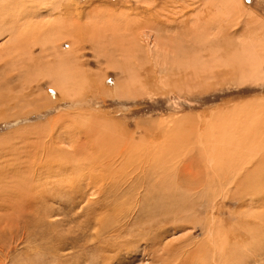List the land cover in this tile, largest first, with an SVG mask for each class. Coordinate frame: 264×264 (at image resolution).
Returning a JSON list of instances; mask_svg holds the SVG:
<instances>
[{"label": "rangeland", "instance_id": "1", "mask_svg": "<svg viewBox=\"0 0 264 264\" xmlns=\"http://www.w3.org/2000/svg\"><path fill=\"white\" fill-rule=\"evenodd\" d=\"M95 121L117 127L103 133L112 141L136 137L137 172L113 174L112 149H78L81 171L36 177L26 205L18 171L73 152L80 132L102 139ZM200 137L236 148L228 186L206 178ZM152 142L169 145L172 177L184 159L200 163V186L152 173L146 158L164 157ZM0 182L11 195L0 200V264H179L191 247L196 264H217L197 228L212 215L244 236L220 264H264V0H0ZM164 188L171 207L152 198ZM137 201L138 228L159 222L158 241L152 253L136 243L116 254L107 231Z\"/></svg>", "mask_w": 264, "mask_h": 264}, {"label": "bare ground", "instance_id": "2", "mask_svg": "<svg viewBox=\"0 0 264 264\" xmlns=\"http://www.w3.org/2000/svg\"><path fill=\"white\" fill-rule=\"evenodd\" d=\"M31 19V18H30ZM90 122V121H89ZM94 123H96L97 125H98V127H96V129L95 130H97V132H100L101 133V135L103 136V138L101 139V138H97V140L95 139L94 141H90V139L88 138V133L87 132H80L81 134H80V139L79 140H77V143H76V147L77 148H75V150L72 152V151H69L68 150V152L67 151H65V150H63V149H58V150H62V153L63 154H59V156L58 157H61L64 161L63 162H61L60 160H58L54 155H55V153L54 154H52V156H53V158L52 157H49L48 158V160H47V158L45 159H43V157L41 158V157H36L35 159H30V163H29V165L27 166V168L25 169V170H23L22 171V169L20 170V172L18 171V173H19V177L21 178V179H23V184L22 183H20V184H22V187H24V189H23V191L22 192H19L18 193V195L17 196H19V198H23V197H21L22 195H21V193H23V192H28V197H24V200H25V203L27 202L28 203V201L30 200V199H32L31 197L33 196L32 195V193H30V192H32V184L34 183V186H39L40 187V180L39 181H35V179H36V177L37 178H40V176L42 177V175L43 174H46V175H54L55 173H57V172H61V171H63V172H65L66 171V169L67 168H69V167H71V169L72 168H75V170L76 169H82L81 168V165L80 164H78V165H75L73 162H77L76 161V157H77V155L76 154H78V149H87V148H89V149H92V150H94V148H96V150H99V151H101L102 152V150L103 151H105V149L106 150H111L112 151V153H113V156L112 155H110V156H112V157H110V158H108V161L109 162H111V165H115V171H114V173L113 174H115V175H121V174H127L128 172H130V171H133L134 173H136L137 172V169H138V161H137V159H138V142H136V141H134V139H136V137L134 136V138L133 137H129L128 139H125V138H122V137H120V139L121 140H117V141H112V140H110V139H107V137H108V135H104L103 133H109V134H112L113 132H115V130H116V128L114 127V126H110V123L109 124H106V123H103V122H97V121H95ZM93 123V124H94ZM96 126V125H95ZM79 129V128H78ZM248 132V131H247ZM246 132V133H247ZM117 133V132H116ZM121 134H122V132H120ZM210 133V132H209ZM118 134H119V132H118ZM120 134V135H121ZM78 135H79V133H78ZM162 135H164V134H162ZM213 135V134H212ZM121 136H123V135H121ZM153 136V135H152ZM151 136V137H152ZM156 136V135H155ZM161 136V135H160ZM219 136V135H218ZM86 138V140H87V142L86 143H83V142H81L80 140H81V138ZM101 137V136H100ZM126 137V136H125ZM164 137V136H163ZM199 137V136H198ZM220 137V136H219ZM240 137V136H239ZM162 138V137H161ZM99 139V140H98ZM105 139V140H104ZM228 139V138H227ZM249 139V138H248ZM92 140V139H91ZM155 140V139H154ZM165 140L166 139H164V141H163V143L165 142ZM212 140V139H211ZM216 142H219L220 143V141L218 140V139H214ZM218 140V141H217ZM153 141V140H152ZM168 140H166V142H167ZM202 141V139H201V137H200V142ZM229 141V140H228ZM75 142H76V140H75ZM169 142V141H168ZM171 142V141H170ZM148 143V142H147ZM218 143V144H219ZM199 144H201L200 145V147H199V149L201 148V152H204V154H202L203 156V159L201 158V160H200V162L201 163H203L202 164V166L205 168H203L202 167V169H204V172H205V174H206V176L207 175H213V178L214 177H216V178H218V180H215V179H211V181L212 182H214V183H216L217 185H218V187H223V186H225L224 184H223V181H224V183H226L227 184V186L229 185V183H231V182H233L231 179H233L234 178V176L237 174L236 172H235V170L232 168H230V172H228L227 171V174L228 175H226L225 173H224V170H225V165H227V167H228V163L230 162V161H234V158H230L229 157V155L230 156H232L231 154H233V153H235V150H236V148L235 147H233L232 145H229V147H227V148H222L223 147V145L221 144L220 146L218 145L217 146V144L215 143V142H213V144L215 145H213V144H211L210 142H208V143H206V144H204V142L202 143H199ZM225 144V143H224ZM71 145H72V143H71ZM70 145V146H71ZM148 145H150V143L148 144ZM225 145H227V144H225ZM224 145V146H225ZM246 145V144H245ZM73 146H74V144H73ZM73 146L71 147V148H73ZM111 146H113V147H111ZM114 146H115V149H114ZM143 146H147L146 144L144 145L143 144ZM151 146H153L151 149V152L153 153V154H158V152L160 151V150H163V156L164 157H159V158H153V159H151V158H146V160H149L150 161V163H149V165L147 166L148 168H150L149 170H153V171H151L152 173H155V174H157V176L158 175H163V176H161V177H169V178H171L172 176L171 175H173L174 173V171L172 170V168L174 169L175 167V164L172 166V164H171V160L172 159H170V157L168 156V154L166 153L167 151H170V149H169V145L167 144V143H165L164 145H162L163 147H162V149H159V147L157 146V145H153V142H152V145ZM173 146V145H172ZM236 146V145H235ZM51 147V146H50ZM149 147V146H148ZM61 148V147H60ZM143 148V147H142ZM150 148V147H149ZM243 148V147H242ZM51 149V148H50ZM49 149V150H50ZM144 149V148H143ZM238 149V148H237ZM145 150V149H144ZM157 150H159V151H157ZM47 151V150H46ZM86 151V150H85ZM89 151H91V150H89ZM195 151V150H194ZM37 152V151H36ZM54 152V151H53ZM59 152V151H58ZM84 152V151H83ZM96 152V151H95ZM51 153V152H50ZM50 153H45L46 155H48V154H50ZM80 153H82L81 152V150H80ZM88 153V152H87ZM36 154H40V153H36ZM41 154H42V151H41ZM98 153H96V155H97ZM35 155V154H34ZM160 155V154H159ZM171 155V154H170ZM76 156V157H75ZM94 156V155H93ZM150 157H151V155H150ZM229 157V158H228ZM79 158V157H78ZM93 157H92V152H91V156H86L84 159H81V160H84V161H91V159H92ZM135 158V159H134ZM189 158V157H188ZM191 159H184V161H181V166L176 170V172H175V176H173V177H177V179H178V181H177V185H181L180 187H182V186H184L185 185V182L187 183V185H185V186H189V183L190 182H194V183H197L196 181H198V180H192V179H194V177H193V174H195V173H197V174H199L198 172H199V170H198V172L196 171V170H194L197 166H198V168H201V165H200V167H199V164H198V162H197V164H195L196 163V161H195V159L193 160V158L192 157H190ZM60 159V158H59ZM80 159V158H79ZM179 159V158H178ZM141 160V159H140ZM102 161V160H101ZM174 161V160H173ZM179 161V160H178ZM178 161H177V163H178ZM239 161V160H238ZM58 162H60V163H58ZM175 162H176V160H175ZM174 162V163H175ZM180 162V161H179ZM148 163V162H147ZM99 164V163H98ZM159 164H161L162 165V167L160 168L158 165ZM87 165V164H86ZM89 165V164H88ZM91 165V164H90ZM90 165H89V167H87L89 170H91L92 168L90 167ZM177 165H179V164H177ZM230 165L232 166L233 165V163H231L230 162ZM229 165V167H231ZM237 166V165H236ZM93 167V166H92ZM178 167V166H177ZM194 167V168H193ZM228 167V168H229ZM233 167V166H232ZM235 167V166H234ZM238 167V166H237ZM228 168H226V169H228ZM236 169V168H235ZM107 170V169H106ZM191 170V171H190ZM238 170V169H237ZM79 171H81V170H79ZM108 171V170H107ZM136 171V172H135ZM195 171V173H193ZM203 171V170H202ZM222 171V172H221ZM72 172V171H71ZM111 172H113L112 171V169H111ZM221 172V173H220ZM21 173V174H20ZM151 173V174H152ZM193 173V174H192ZM202 173V172H201ZM224 174V176H223V174H222V177H220V174ZM129 174V173H128ZM197 174H195L196 176H197ZM17 175V174H16ZM24 176L23 178L21 177V176ZM57 175V174H56ZM132 175H133V173H132ZM137 175V174H136ZM201 175V174H200ZM199 175V176H200ZM62 176V175H61ZM195 176V177H196ZM204 176V175H203ZM237 176V175H236ZM65 177V176H64ZM172 177V178H173ZM198 177V176H197ZM209 176H207L206 178H208ZM137 178H138V176H137ZM200 178V177H199ZM203 177L201 176V179H202ZM212 178V177H211ZM86 179V178H85ZM189 179H191L190 181H189ZM197 179V178H196ZM204 179V178H203ZM135 180V179H134ZM137 180V179H136ZM157 180V179H156ZM170 180V179H169ZM223 180V181H222ZM22 181V180H21ZM133 181V180H132ZM202 181V180H201ZM2 182V181H1ZM1 182H0V184H1ZM18 182H20V181H18ZM33 182V183H32ZM148 182V181H147ZM173 182V181H172ZM199 182L200 181H198V185H199ZM28 183H32L30 186H28L27 184ZM146 183V182H145ZM166 183H167V181H166ZM165 183V184H166ZM193 183V184H194ZM202 183V182H201ZM213 183V184H214ZM244 183V182H243ZM2 184H4V183H2ZM18 184V183H17ZM164 185V184H163ZM162 185V186H163ZM209 185V184H208ZM238 185H240V187H241V193H242V195H244V194H246V190L243 188L244 186L242 185V184H239L238 183ZM26 186H28V188L26 187ZM165 186V185H164ZM190 186H193V185H190ZM190 186L189 187H186V189L187 188H190ZM200 186V185H199ZM216 186V185H215ZM226 186V187H227ZM42 187V186H41ZM225 187V188H226ZM248 187V186H247ZM137 188V187H136ZM205 188V187H204ZM203 188V189H204ZM153 189V188H152ZM160 189V188H159ZM192 189V188H191ZM194 189V188H193ZM209 189V188H208ZM14 190H16V189H14ZM25 190V191H24ZM172 189H170V188H164V189H162V190H160V191H157L156 193H153V192H151L152 193V198H153V200H155L156 202H157V204L159 203V204H164L165 206L166 205H168V206H172V204L174 205L176 202H177V199L175 198V194L176 193H172V191H171ZM185 191V190H184ZM220 191V190H219ZM253 191V190H252ZM0 200H5L4 198H11V197H9V196H11L10 195V193L8 192V191H6V193H5V195H3L2 193H4L3 192V189H1V187H0ZM15 192H17V191H15ZM135 192H136V190H135ZM238 192V191H237ZM256 192H257V190H256ZM32 195H30V194ZM41 193V192H40ZM39 193V194H40ZM117 193V192H116ZM214 193V192H213ZM9 194V196H6V195H8ZM137 194V198H138V193H136ZM217 194V193H216ZM240 194V193H239ZM239 194H237V196H239ZM27 195V194H26ZM29 195L31 196L30 198H29ZM122 195V194H121ZM36 196H37V194H36ZM115 196H117L118 197V199H120L121 197H120V195H113V197H115ZM237 196H236V198H237ZM7 198V199H8ZM36 198V197H35ZM37 198H38V196H37ZM151 198V199H152ZM194 198V197H193ZM239 198V197H238ZM33 199H34V197H33ZM114 201H117L116 199L114 200ZM213 201V200H212ZM29 202H31V200L29 201ZM27 203H26V205H27ZM28 204H31V203H28ZM217 203L215 202V203H211L210 202V204H208V205H212V206H214V205H216ZM152 206H157L155 203H153V205ZM162 206V205H161ZM163 207V206H162ZM169 207V208H170ZM174 208V207H173ZM209 208V207H208ZM211 208V207H210ZM213 208V207H212ZM116 209V208H115ZM115 209H111V213L114 215V212H116L117 213V210H118V208H117V210H115ZM202 209V208H201ZM214 209V208H213ZM217 209H219V208H217ZM122 210V209H121ZM165 210V209H164ZM168 210V209H167ZM171 210V209H170ZM176 210V209H175ZM124 211V210H123ZM158 211V210H157ZM166 211V210H165ZM119 212V211H118ZM162 212H163V210H162ZM173 212V211H172ZM214 212V210H210V213L212 214ZM124 214H118L119 215V219L116 221L117 222V224L116 225H114L113 227L114 228H111V226H110V228L108 229V231H107V233L108 234H110L109 235V239H113V241H111V245L112 244H114L113 246H112V248H113V251L117 254V253H119L121 250H123L124 251V248L125 247H131V245L132 244H136V243H141L142 244V246L144 247V248H142V249H144L145 251L147 250V251H151V253L153 252V248L155 247V245H156V243H157V241H158V238L159 237H157V233H156V230L158 229V223L159 222H150V223H148V224H141V223H139V227H140V229L138 228V221H137V216H138V201H137V203L135 204V208L133 209V212L130 214V215H125L126 213L125 212H123ZM166 213V212H165ZM111 214V215H112ZM158 214V213H157ZM161 214V213H160ZM154 215V214H153ZM213 216V215H212ZM211 216V218L209 219V220H207V222L203 225V226H201L200 228L199 227H197L198 228V230L200 231V233L205 237V242H206V246L205 247H203V251L204 250H206V251H209L208 252V254H211V253H214L213 255H211V257L209 256V258L211 259V261H213L214 263H217V264H220L219 263V256H220V253L222 252V251H224V252H229V251H234V246L235 245H237L240 241H241V239H243V237L244 236H242V232L243 231H241V229H240V227L239 228H237L236 227V230H233V229H228L229 231H224L223 230V228H222V224H219V223H221V222H214V219H213V217ZM118 217V216H117ZM158 217V216H157ZM165 217H166V214H165ZM168 217V216H167ZM174 217V216H173ZM156 218V217H155ZM164 219V218H163ZM161 220V222L162 223H165L166 222V220ZM178 219V218H177ZM132 220H133V222H132ZM131 221V222H130ZM144 222V221H143ZM229 222V221H228ZM239 224V223H238ZM237 224V225H238ZM249 223L247 222V221H245V227L248 225ZM104 225V224H103ZM241 225L242 226H244V221H241ZM128 226H131V230L130 231H128L127 230V227ZM163 226V225H162ZM240 226V225H239ZM108 226H107V224H106V227L105 228H107ZM233 227H235V226H233ZM148 229H149V232H147L148 231ZM177 229H179V230H181V229H183V227L182 226H178L175 230H177ZM235 229V228H234ZM248 229V228H247ZM144 230H147V231H144ZM131 231H133V233L130 235V234H127V233H130ZM251 232V231H250ZM247 233H249V231H247ZM125 234H127V236H123V235H125ZM263 234V233H262ZM253 237V236H252ZM251 237V238H252ZM192 238V237H191ZM256 243V242H255ZM259 243V242H258ZM261 243H262V241H261ZM159 244V243H158ZM111 247V246H110ZM110 247H108V248H110ZM172 248L173 247H175L174 245L173 246H171ZM126 251V250H125ZM180 251V250H179ZM200 251V250H199ZM156 252V251H155ZM181 257L179 258V264H196L197 262H198V251L197 250H193L192 249V247L189 249V250H187V249H181ZM231 253V252H230ZM201 254H203V252L201 253ZM232 255V254H231ZM258 255V254H257ZM200 256H202V255H200ZM203 257V256H202ZM201 257V258H202ZM231 257V256H230ZM235 257V256H234ZM224 258V257H223ZM203 259H204V257H203ZM226 259V258H225ZM233 259V257L231 258V260H229V261H232V262H236V260H232ZM217 260H218V262H217ZM221 260V259H220ZM223 260V259H222ZM216 261V262H215ZM224 261V260H223ZM228 261V262H229ZM244 261V260H243ZM246 261V260H245ZM189 262V263H188ZM227 262V263H228ZM204 263V262H203ZM230 263V262H229ZM244 263V262H243ZM234 264V263H233Z\"/></svg>", "mask_w": 264, "mask_h": 264}]
</instances>
